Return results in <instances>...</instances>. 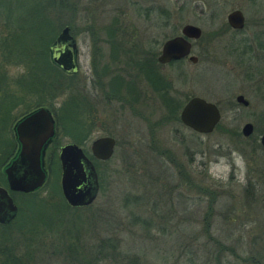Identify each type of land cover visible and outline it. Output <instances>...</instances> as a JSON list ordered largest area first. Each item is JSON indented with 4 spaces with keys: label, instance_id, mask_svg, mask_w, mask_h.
Returning <instances> with one entry per match:
<instances>
[{
    "label": "rangeland",
    "instance_id": "rangeland-1",
    "mask_svg": "<svg viewBox=\"0 0 264 264\" xmlns=\"http://www.w3.org/2000/svg\"><path fill=\"white\" fill-rule=\"evenodd\" d=\"M70 1L77 6V0ZM146 1L141 0V4L145 5ZM197 1L204 6L205 14L201 16L193 8H187L183 19L197 22L207 32L212 53L207 61L188 64L190 69L204 68L198 70L190 85L177 91L181 100L177 112L189 95H202L217 103L221 112L218 125L209 133H198L178 120H166L167 110L159 104L133 106L117 114L103 104H93L90 50L80 45L79 70L69 78L73 88H67L65 97L72 96L74 91L85 95L87 99L84 100L89 103L87 110L91 109L84 113L88 119L85 122L90 123L91 118L92 124L86 135L79 132L80 143L73 141L65 131L56 132L55 145L50 142L45 150L47 174L38 187L37 196L48 197L51 201L59 198L58 193L62 196L60 169L56 174L54 163L51 170L47 165L48 156L57 160L60 144L76 142L89 157V143L97 136L111 135L116 145L113 153L96 166L99 189L85 207L50 211L52 217L48 224L40 223L42 230L38 240L35 237L26 239L28 232L26 227L20 228L18 212L3 228L10 236L14 252L23 253L24 264H264V149L256 142L264 129V118L258 116L264 114V97L254 85L243 84L239 75L223 72L227 68L223 65L225 58L219 45L222 38L226 40L232 36L213 35L215 30L212 29L225 22L229 9L239 7L246 25L235 37H263L264 46V0ZM153 2L177 6L174 0ZM191 3L187 5L193 6ZM16 5L15 0H0V33L10 30V36L5 39L9 46L31 45L33 41L26 37L27 29H23L25 32L21 36L16 34L15 28L16 24L20 28L29 24L27 19L22 21V18H29L27 0H19L18 7ZM212 10L217 16L210 25L206 15ZM126 17L125 22L132 25L135 15L131 12ZM40 25L43 31L51 27L45 22ZM152 32L155 35L154 24ZM228 60L232 63V59ZM2 66L9 85H13L15 75L24 71L21 63L6 62ZM253 67L261 77L264 94V51L254 59ZM59 78L62 81V76ZM62 86L61 83L56 86L60 95L53 98L55 107L63 100ZM236 93H243L249 100L247 107L226 103L234 101ZM39 99L30 101L43 102ZM24 107L15 105L13 114ZM158 116L159 121L164 116L162 122L151 126V121L153 123ZM244 121L253 124V138L244 139L228 131L240 133ZM7 135H11L10 130ZM154 147H158L157 150ZM159 149L163 152L159 153ZM2 164L0 162V168ZM246 171L254 196L243 185ZM185 178L195 185L183 182ZM54 183L56 193L52 191ZM15 197L19 196L15 194ZM210 198L214 201L208 214Z\"/></svg>",
    "mask_w": 264,
    "mask_h": 264
},
{
    "label": "flooded vegetation",
    "instance_id": "flooded-vegetation-1",
    "mask_svg": "<svg viewBox=\"0 0 264 264\" xmlns=\"http://www.w3.org/2000/svg\"><path fill=\"white\" fill-rule=\"evenodd\" d=\"M43 1L44 4L39 6L37 10L34 8L32 11H28L27 14L29 18H22V21L27 19L29 24L25 26V28L31 27L33 29H40L42 26L40 24L44 22L51 24V27L48 28L47 31L49 39H47L48 37L45 39L40 37L35 40V42L38 43H47L48 60L52 62L50 58L49 46L52 44L55 36L63 26H67L68 33L73 37L75 42V58L77 69L73 72H67L54 63V65H56V67H58L62 73V93L64 95L62 97L63 100L61 101V104H65L68 99V97H65V94L68 92L67 88H73L70 86L68 81L69 77L73 75L75 76L79 70L78 53L79 46L82 44L88 46V50H90V78L93 88L91 100L93 99V104H103L106 106V109H111L116 114L121 112V110L130 108L133 109V106H140V108H142L145 105V107H148L152 104H159V106L161 105V107L167 111L177 108L181 101L176 94L177 91H179L180 88L182 89L184 85H190L193 79L196 77L198 70L204 68V66H200L197 70L195 68L190 69L188 64L195 65L200 61H207L209 59L208 56L210 55V52L212 53L207 32H205L197 22L183 19V14L187 8H193V10H196L201 16L205 14L204 6L199 5L197 0H174L177 5L175 7L164 6L158 2L153 4V0H147L145 5L141 4V0H87L86 3H82L81 0L80 4L79 0H77V6L76 3H73L70 0ZM18 2L19 0H15V3L17 4L16 7H18ZM29 2L35 4L37 1L30 0ZM190 2H192L191 4L194 3L193 6L187 5L190 4ZM233 9H238L243 16L241 27H232L227 22L226 16ZM57 12L65 13V16L62 15L65 20L59 13L57 14ZM131 12L135 15V17L133 19L131 18L133 24L129 25L128 21H125L127 20L126 16H129V13L131 15ZM216 16L217 12L215 10H212L206 15L210 25L214 24ZM153 24L156 28L155 35L152 32ZM187 24L194 25L199 28V33L197 36L182 33L181 29ZM245 25L246 19L243 11L239 7H233L226 12L225 22L222 25L220 23L212 28L215 30L213 35L223 33V36L226 34H229L228 36H232V38H227L226 40L222 38V43L219 45L225 58L223 65L227 68L225 71L223 70V72L227 75H229L228 73L239 75L243 81V84L245 83L247 85L250 83L251 85H254L253 88L256 91H259L264 97V94L261 90V77L253 67L254 59L259 53H261V51H264V46L262 44L263 37H235L236 33L243 32ZM15 28L17 29V32L15 31L16 34L19 35L20 27H18L16 24ZM52 28H55V32L51 37ZM10 34V30L9 33H0V43L5 42V39L9 37ZM177 36H180L183 40H185V42H187V52L182 53L179 56L167 58L163 61L158 60V56L160 57L162 54L163 44L165 41ZM178 51L179 50H177V52ZM228 59H232L230 60L232 63H229ZM233 68H236V70H233ZM74 92L75 93H72V96L70 97L78 98L79 93L76 91ZM238 94L243 95V97L247 100V104H242L236 100V95ZM199 96L203 97L205 100L211 101L202 95ZM38 97L40 98L39 100H42L43 102H34L32 104L33 101L30 100L33 98L37 99ZM25 102L26 104L24 105V109L16 113L12 122L9 124V129L14 142L10 149L11 152L8 155L7 160L0 168V172L2 173L3 177V165L7 164L19 149V142L14 131V124L18 120L34 109L42 107L47 110L50 118L53 120L54 134L56 131V115L59 114V107H55V105L52 103L53 98H51L50 90H46L40 96L34 95ZM184 102L185 100L182 102V104ZM214 103L219 110L217 103ZM226 103H228L229 106H233L238 103L244 107H247L249 100L244 96L243 93H236L234 95V101L228 100ZM60 111H63L62 107ZM258 116L260 119L264 118V114L259 113ZM145 118L149 120L148 117ZM178 121L180 122L179 117ZM153 125H159V116L156 117L153 123L151 121V126ZM252 132L249 135L244 136L240 131L238 136H242L244 139L253 138L254 136L252 135ZM262 132H264V129L258 134L256 142H258L260 148L264 149V146L259 142V136ZM151 136H153L152 132ZM52 137L46 142V144H44L41 150V158L45 172V150L51 142ZM111 137L114 139V151L116 139L113 136ZM82 150L86 154L83 148ZM3 151L4 149L1 152ZM5 152L6 151H4L3 154ZM91 157L92 156H90V158ZM91 159L97 173L98 169L94 160H98L99 162L103 159L94 157ZM248 164L249 161H247V165ZM249 177V172L246 171L245 182L243 185H245L246 190H251L250 193L252 196H254L255 192L251 188V185L253 186V184H251ZM0 185L6 186L5 177L4 183H0ZM9 194L11 195L10 190ZM12 200L17 207V214L18 205L14 201L13 197ZM16 214L7 222H0V224H9L15 218ZM256 264H258V262H256Z\"/></svg>",
    "mask_w": 264,
    "mask_h": 264
},
{
    "label": "water",
    "instance_id": "water-1",
    "mask_svg": "<svg viewBox=\"0 0 264 264\" xmlns=\"http://www.w3.org/2000/svg\"><path fill=\"white\" fill-rule=\"evenodd\" d=\"M232 27H241L243 16L238 9L231 10L226 16ZM182 33L197 36L199 28L184 25ZM188 44L180 36L173 37L163 44V51L158 60L179 56L187 52ZM177 50H179L177 52ZM50 58L67 72L77 69L76 51L73 37L63 26L49 46ZM236 100L247 104L242 94ZM180 122L198 133H209L220 118V111L214 102L199 95L189 96L179 109ZM14 131L19 142V149L2 168L6 186L0 185V222H7L14 217L17 207L10 191L30 192L41 186L46 172L42 163V147L54 135V124L46 109L39 107L29 112L14 124ZM240 131L244 136L252 132L249 121L242 123ZM264 146V132L259 136ZM114 139L108 135L93 138L89 143L91 156L98 159L108 158L113 151ZM59 187L65 202L70 206H84L90 203L98 190L97 173L93 161L76 142H66L58 147Z\"/></svg>",
    "mask_w": 264,
    "mask_h": 264
},
{
    "label": "trees",
    "instance_id": "trees-1",
    "mask_svg": "<svg viewBox=\"0 0 264 264\" xmlns=\"http://www.w3.org/2000/svg\"><path fill=\"white\" fill-rule=\"evenodd\" d=\"M22 1V0H21ZM27 0V12L32 11L34 8L37 10L39 6L44 4L43 0H36L35 4L29 2ZM33 15V14H32ZM35 21V20H33ZM32 22V21H31ZM31 24V23H30ZM23 26V25H22ZM20 28L19 34L25 32L23 29H27L28 38L32 39L31 45H19V46H9L6 41L0 43V156L1 164L7 160L8 155L11 152V147L13 145L12 135L8 136L7 133L10 130L9 124L12 122L15 115L13 114V108L17 104H26V100L30 99L34 95L40 96L46 90H50L51 98H55L60 95V91L56 86L62 81L59 76H62L59 68L54 65L51 61L48 60V51H47V43H38L35 42L38 38H47V31H43V29H36L23 26ZM55 32V28L51 29V37ZM20 36V37H21ZM49 39V37L47 38ZM46 39V40H47ZM21 63L24 65V71L15 75L16 77L13 79V85H9V81H7V75L5 69L3 68V63ZM50 72V74H49ZM59 75V76H58ZM70 76L69 78H72ZM58 78V79H57ZM71 80V81H70ZM69 84L72 82L70 79ZM85 95L78 94V98L68 97L65 104H60L59 106V114L56 115V132L65 131L73 141L80 143L79 132L81 131L83 135H86L90 130V123L92 124V119H88L84 117L85 111L87 110V106L89 103L87 100H84ZM34 102H32L33 104ZM53 103V102H52ZM61 107L63 111L61 112ZM61 112V113H60ZM90 113V112H89ZM77 117V118H76ZM164 116L160 119L159 123L162 122ZM166 120H178L177 117V108H173L167 111L165 115ZM89 123V124H88ZM218 125V124H217ZM216 125V126H217ZM232 134H238L237 131L228 130ZM51 139V143L53 146L55 145L54 139L55 135ZM160 145V144H159ZM158 146V145H157ZM257 146H260L257 142ZM154 147L155 150H157ZM160 148V147H159ZM4 149L6 151L4 154L1 152ZM163 152V150L159 149V153ZM52 155H54L55 151L52 150ZM47 165L51 170L52 163H54L55 170L58 174V161L56 157H52L49 159L47 157ZM92 158V157H91ZM52 159V160H51ZM95 165L98 166V160H94ZM45 167V160H44ZM46 169V167H45ZM98 171V170H97ZM178 172L180 173L179 169ZM47 174V172H46ZM99 174V172H98ZM181 174V173H180ZM99 178V177H98ZM183 182L188 183V185H195L191 179H183ZM0 183H4V177L2 173L0 174ZM58 186V184H57ZM40 188V187H39ZM36 188L30 192H21V191H10L14 201L18 205V223H20V228L23 226L25 230L28 232V237L26 239H34L38 240L40 238L41 228L40 223L48 224L49 217H52V213L50 211L60 212L64 209L72 208L73 210L80 209L85 206H70L68 205L62 198V196L58 193L59 198L56 201H51L50 198L37 196ZM55 188V189H54ZM56 193V185L54 183L53 190ZM15 194L19 197L16 199ZM49 195V194H48ZM45 198V199H44ZM214 200L210 198L208 211L207 213H211L212 205H210ZM31 208V209H30ZM34 208V210H32ZM207 213L204 214V217L207 216ZM22 216V217H20ZM8 224H0V264H24L22 261L23 253L16 254L14 252V246L11 244L10 236L8 233L3 231V228L7 227ZM53 226V225H51ZM50 226V228H52ZM22 258V259H21Z\"/></svg>",
    "mask_w": 264,
    "mask_h": 264
}]
</instances>
